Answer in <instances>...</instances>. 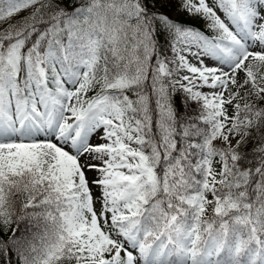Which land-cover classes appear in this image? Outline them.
Masks as SVG:
<instances>
[{
    "label": "snow or ice",
    "instance_id": "obj_1",
    "mask_svg": "<svg viewBox=\"0 0 264 264\" xmlns=\"http://www.w3.org/2000/svg\"><path fill=\"white\" fill-rule=\"evenodd\" d=\"M0 264H264V0H0Z\"/></svg>",
    "mask_w": 264,
    "mask_h": 264
}]
</instances>
